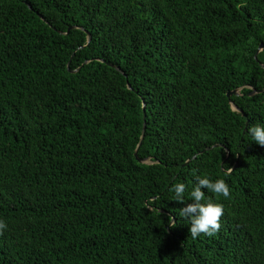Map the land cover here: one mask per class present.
I'll return each mask as SVG.
<instances>
[{
  "label": "trees",
  "instance_id": "16d2710c",
  "mask_svg": "<svg viewBox=\"0 0 264 264\" xmlns=\"http://www.w3.org/2000/svg\"><path fill=\"white\" fill-rule=\"evenodd\" d=\"M261 43L264 0H0V264H264Z\"/></svg>",
  "mask_w": 264,
  "mask_h": 264
},
{
  "label": "clouds",
  "instance_id": "9594fccd",
  "mask_svg": "<svg viewBox=\"0 0 264 264\" xmlns=\"http://www.w3.org/2000/svg\"><path fill=\"white\" fill-rule=\"evenodd\" d=\"M247 135L250 137V141L264 146V122L250 125L247 128ZM170 191L173 193V199L184 205L179 216L189 221V231L193 238L201 234L213 236L220 230L224 205L222 202L214 200L207 193L214 194L216 197L229 198L231 190L225 179L219 177L213 179L210 175H203L197 177L190 191L183 182L174 183ZM186 192L189 197L188 202H185ZM7 227L6 221L0 219V233L5 231Z\"/></svg>",
  "mask_w": 264,
  "mask_h": 264
},
{
  "label": "water",
  "instance_id": "95a60500",
  "mask_svg": "<svg viewBox=\"0 0 264 264\" xmlns=\"http://www.w3.org/2000/svg\"><path fill=\"white\" fill-rule=\"evenodd\" d=\"M89 38L91 39V34L89 35ZM263 49H264V43H261V44H260V47H259V49H258V52L261 51V50H263ZM116 67H117L118 69L121 70V68H120L119 66H116ZM262 90H264V89H262ZM262 90H261V91H262ZM233 92H234V93H238L239 90L236 89V90H234ZM254 92H256V90H254V91L252 92V94H253ZM231 93H232V92H229V95H231ZM145 130H146V122H145V124H144L143 136H144ZM143 136H142V137H143ZM136 156L138 157V152H136Z\"/></svg>",
  "mask_w": 264,
  "mask_h": 264
}]
</instances>
